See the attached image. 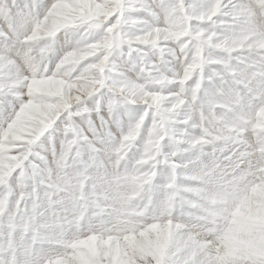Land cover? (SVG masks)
I'll use <instances>...</instances> for the list:
<instances>
[{
	"label": "rangeland",
	"instance_id": "obj_1",
	"mask_svg": "<svg viewBox=\"0 0 264 264\" xmlns=\"http://www.w3.org/2000/svg\"><path fill=\"white\" fill-rule=\"evenodd\" d=\"M250 1L252 0H0V112L15 115L12 122L10 121L11 128L5 129L7 134L13 132V136L10 138V134L0 140V143L6 141L4 150L8 151L5 153L7 159L10 158L12 161L17 159L22 149L31 151L32 146L51 137L50 132L53 133L60 123L63 127L58 128L57 132L66 131L67 136L71 138V141L68 139L69 146L78 148L84 142L91 141L90 138L93 136L95 138V141H91L95 148L93 152H97L101 146L97 136L102 135L107 118L112 114L115 115L121 108L130 106L139 113L135 122H130L124 129L123 138L121 142H116L115 148L120 153L127 171L133 176L138 164L130 160L129 153L142 130L148 125L144 141L147 148L146 156L141 163L144 162L147 168L158 166L149 175L148 184L153 183V185L146 184L142 190L136 186L135 193H132L133 189L127 188L125 199L129 205L136 208L124 203L122 210L125 212L122 213L125 220L126 211L139 212H135L131 224L129 221L126 222L131 226L129 232L125 234L121 229L118 239L114 238L113 233L119 230L116 226L117 221L112 224L108 218L109 214H106V210L102 207L104 204L102 198L106 197V193L97 196L96 191L101 185H95L92 188L95 191L91 189L93 192L88 189V184L99 180L96 172L84 173L83 179L75 175L76 182H74L71 179L73 174L67 170L64 177L68 183L71 182L70 189L55 182L45 184L41 192L32 187L29 192L26 191V196L21 198L22 201L18 198L17 211L29 210L24 204L28 201L38 203L39 194L50 199L53 195H59L62 197L59 199V204L61 201L64 204L71 203L78 211L79 226L85 222L103 219L107 220L105 230L96 228L95 231L90 232H99L98 237L92 239L90 236L92 233L88 232L85 237L80 236L77 248L75 246L69 248V245H73L72 238L68 246L66 244L67 247L63 244L51 245L46 241V234L35 227L36 221H34L28 225L26 231L21 233L19 231L17 235L14 234L15 231L12 235L7 233V236L0 232L2 252L7 239L16 240L21 259L25 264L27 260L24 259L22 247L24 244L21 243L23 245L20 246L19 241L26 232L31 234V237L42 239L46 252L40 259L42 264L47 262L49 264H230L229 258L232 262L234 250L226 253L225 247L228 238L233 234L234 227L237 226V220L233 222L232 219L229 225L227 219L223 220L227 231L220 230L219 237L224 232L225 236L218 245L200 241L199 237L188 231L186 225L179 222L181 210L176 203L189 206V202L197 199L194 203H201L205 209L210 207L214 210L213 207L203 204L206 200V194H203V182L207 181L192 180L183 186L181 185L183 181L179 182L177 175L173 176L172 173L176 174L177 169L193 160L195 153L193 150L198 149L189 144L184 146L182 134L178 131L183 125L187 130L188 124H191L186 112L188 106L194 110L191 111V116L193 115L191 119L202 120L200 125L194 126L197 130L204 126L208 130L212 129L213 138L226 137V143L228 141L232 143L237 139L250 149L261 147L259 142L254 141L259 138L250 134L252 126L247 117L252 115L253 124L256 123L254 119H259V123H262V117L258 115L256 118L255 112L264 106V102L259 101L260 98L256 95L260 86L253 79L260 78L264 83V71L260 70L264 65V61L260 60L264 58V40L261 41L264 36L258 31L254 32L256 27L264 25V0H253V6L256 7L255 4L258 3L259 10L253 8ZM256 14H259L263 20L261 25L255 22ZM88 21L104 23L107 26L102 29L86 30L85 24ZM120 26L121 33L116 34ZM179 57L182 58V62ZM216 79L221 82L214 83ZM232 79L236 80L239 88L243 86L240 95L238 90L234 89L235 86H232ZM229 83L231 90H228ZM252 85L255 92L249 90ZM204 86H209L212 98L218 100L217 104L211 103L208 99L207 103L203 102ZM235 90L237 94L234 93ZM244 93L247 94L243 96ZM258 103L260 105L256 109ZM202 107L204 110L201 111ZM205 110L209 111V115L218 118L214 117L213 121ZM221 118L230 122L229 127L233 132L235 129L242 133L237 134V137L234 133H227L224 129L226 125L221 123L224 122ZM237 119L242 120L240 125L234 123ZM208 120L209 123L206 125ZM259 123L255 126L259 125L258 130L264 132V124ZM6 125L4 121L2 126ZM78 128H83L82 131L86 132L82 135L81 142L76 139ZM208 136L206 140L210 139V144L220 147L219 142ZM60 139L50 143L60 147ZM7 144L14 145L13 148L10 147L11 151ZM164 144L170 150L164 148ZM202 148L205 149L203 146ZM70 149L67 147L65 152L68 160L73 155ZM165 149L167 157L159 162L158 158L162 157L160 151ZM139 154H142V151ZM59 158H55V161L57 162ZM73 161L79 159L74 156ZM207 164L209 171L214 174V192L222 196V179L216 171L211 170V159H208ZM5 165L8 169L13 166L8 163ZM83 165L85 166V163L77 162L74 168L79 170L81 166L84 167ZM56 167L62 172L61 166ZM200 168L204 175L208 173L203 166ZM155 170H158L157 174ZM18 172L20 171L15 174L18 175ZM124 173L120 171V174ZM103 176L107 178L106 174ZM9 178L13 179V177ZM254 180H258L255 171L246 180V186L242 188V190L251 188L250 201L243 207L242 217L246 223L247 217L252 214L257 220L252 222L253 225L264 220V199L256 198V188L252 187ZM134 181H137L136 177ZM3 182H6V179ZM175 183L179 184L181 191ZM186 187L196 191H189L185 189ZM156 188L159 193L166 191L171 198L173 197L174 204H169V210L172 208V219H159V216L165 212L164 206L157 209L156 203L153 208L146 204L149 195ZM184 190L188 194H184ZM64 191L70 193L62 195ZM84 192L92 193L94 198L92 200L83 198ZM140 194L143 195L142 200ZM237 195L242 196V194ZM200 196L202 197L199 200ZM78 198L80 201L77 203ZM166 198L169 201L170 198L167 196ZM158 199L156 197L151 202ZM98 201L100 204L97 205ZM87 204L92 208L88 209ZM232 209H229V212ZM262 210V215L254 216ZM41 211L39 210L38 213L46 210ZM59 213L63 214L61 216L67 222L65 217L73 213V210L65 214L61 210ZM50 215L55 214L50 212ZM214 215L218 216L219 212L214 210ZM227 216L231 215L227 214ZM141 217L144 219L142 220ZM120 226H123L122 223ZM250 227L247 225V229ZM196 231L200 232V230ZM123 237V241L127 237L132 239L125 244L119 241ZM83 239H87V242L81 247L79 243ZM245 239L243 236L236 237V245L241 244ZM190 248L196 251V258L187 257L185 252ZM188 254L191 255L190 252ZM202 256L207 260L205 261ZM242 256V252L239 251L235 256L236 261ZM37 261L33 264H37Z\"/></svg>",
	"mask_w": 264,
	"mask_h": 264
},
{
	"label": "bare ground",
	"instance_id": "obj_2",
	"mask_svg": "<svg viewBox=\"0 0 264 264\" xmlns=\"http://www.w3.org/2000/svg\"><path fill=\"white\" fill-rule=\"evenodd\" d=\"M249 3H251V6L253 8L258 9V10L260 9L258 6V3L255 4V5H257L256 7L253 6L254 5L253 0L250 1ZM255 22H256V24H260V25L263 22V20L259 17V14L255 15ZM255 31L260 32V34H262V36H264V25L256 27L254 32ZM65 37L67 39H69L67 36H65ZM263 40H264V37H263V39H261V41H263ZM260 70L264 71V65H262L260 67ZM214 77L216 78V76H214ZM254 80H256L257 85L260 86V90L256 95L258 96V98H260L259 101L264 102V83L261 82L260 78L256 79V77H255V79H253V81ZM229 81H231V79H229ZM232 81H233L232 86H235L234 89L236 88V90H238L239 95H240V92H243L241 89L243 86L241 87V85H239L241 87V88H239L238 85H236V80L232 79ZM248 84H249V82H248ZM253 88L254 87L252 85L249 90H252L253 92H255ZM228 90H231V83L228 84ZM236 90L234 93H236ZM246 94L247 93H244L243 96H245ZM241 96H242V94H241ZM202 97L204 98V99L202 98V100L205 103H207L206 101L208 99L211 103L217 104L218 100L216 101L214 99L215 97L212 98L213 95H212L211 91L209 90V86H206V87L204 86V92H203ZM226 101H228V99ZM218 103H220V102H218ZM8 105L9 104H7V106ZM259 105H260V103H258V105H256L255 108L258 109ZM247 107H248V105H247ZM135 110L136 109H132L130 106H127L125 108H121L115 115L112 114L111 116H109V118H107V120L105 121L107 128L104 126L102 129L103 130L102 135L99 134L97 136L98 139L101 141V146H100L99 150H97V152H93V149H95L93 144L91 143V141H95V138L93 136H91V138H90L91 141L89 140L88 142H84L83 144H81V146L78 145L79 146L78 148L74 147V146H72V147L69 146L68 139L70 140L71 138L67 136L66 131L65 132H59V133L57 132L58 128L62 129V127H63V126H61L62 123H60L55 128L53 133L50 132L52 134L51 137H47L46 140H41L37 145L32 146L31 151L27 152V151H25V149H22L23 151H21V153L18 154L17 159H13V161L10 158L7 159V157L5 156V153L8 151L4 150V145H5L4 142H6V141L3 140V142L0 143V232H1V234H5L6 236L8 234L12 235L13 231H15L14 234L17 235V233L19 231H20V233H21V231H26L28 228V225L30 223L36 221L35 227L41 229L43 231V233L46 234V241L49 244H51V245L60 244V246L63 244L64 247H67L66 244L63 241L59 240V238L56 236V233L54 230V225H53V220L51 219V218H54L53 217L54 215L51 216L49 211H52V210H55L56 208H58L59 212L62 210V212L65 214V213H67V211L73 210V213H71L65 217V219L68 222H70L71 221V215L77 214V213H74L75 208L72 206L71 203L69 205V204H64L63 201H61L59 204V199H60L59 195L54 196L53 193H52V195H53L52 199L46 198V197L39 194L38 195V199H39L38 203H35V201L34 202L28 201L24 204L25 208H29V210H27V211L24 210L26 212H19L16 209L17 208L16 206H18V202H17L18 198H20L19 199V201H20L22 197L26 196L25 195L26 191L29 192L32 187H35L38 191L41 192V189L45 187V184H50L51 182H55V183H58L62 187L65 186V188L68 187L70 189L71 182L68 183L64 177V173L67 170H69L70 174H73V177H71V179H73L74 182H76L75 181V175L77 177L83 179L84 173L86 174L87 172H92V173L96 172V176L99 178V180L98 181H92L90 184H88L89 185L88 189L91 191V189L95 185L96 186L101 185L98 188V190L96 191V194L98 196L99 194H105L106 193V195H105L106 197L102 198V201L104 203V204H102V207L106 210V214H109L108 218L110 219L111 223L114 224L116 221L118 223H122L123 233L127 234L129 232V228H131V226H129L126 223V222H128V219H126L127 220L126 221L124 216H123L124 213H122V211H123L122 207H123L124 203H127V201L125 199V193H127L126 190H127V188H131V189H133L132 193H135V187L136 186L138 187L139 190H142L146 184H147V186L153 185V183L148 184L149 175H151L154 172L153 170L158 167V166H156V168H155L154 166H152L150 168H147V166L145 164H143L144 162L141 163V161L146 156L147 148L144 145V141H145V136L148 132V125L145 126V128L142 130L139 139L136 141V143L134 144V146L132 147V149L129 153L130 160L133 161L134 163L138 164V166L136 168V172L133 176L131 175L130 171H127L126 165L124 164V162L120 158V153L115 148L116 142L117 141L121 142L123 135L125 133L123 131L127 127V125H129L130 122H133V123L135 122V120L137 118L136 115H137V113H139ZM200 110L201 111L204 110L203 107ZM191 111H194V110H192L188 106V108L186 109V112L188 114L187 117L190 118L191 124H188L187 130H185V128H184L185 125H183V126H181V129L180 128L178 129V131H180V133L182 134V138H183L182 142L184 143V146L189 144V146H191V147L196 146L198 149L193 150L195 152L194 153V159L189 161L188 163H186L184 165V167H182V168L179 167L180 169H177V173L176 174L172 173V175L173 176L177 175L179 182L183 181V183L181 184L183 186H185V184H188L192 180L198 181L199 179H201V180L207 181V182H203V187H204V193L203 194L204 195L206 194V200L205 201L202 200L203 204L213 207L214 210H217L219 212V215L215 216L214 210L210 207L205 209V206H203L201 203H194L197 200L196 199V200H194V202H189L188 203L189 206L183 205L185 208H190V209L194 210L193 213H194L195 217L193 218V221H191L190 219H185L183 217H180L179 222L186 225V227H188V231L190 233H192L195 237H199L200 241H204L207 243L218 245L219 243H221L222 237L225 236V232H224V234L220 235V237H219L220 230L224 229L225 231H227L225 224H223V220L227 219V225H229L230 222L232 221V219L236 218L237 226L234 227L233 234L231 237L228 238L227 243H226V247H225L226 253L228 251L234 250V252H233V256H234L233 258L234 259L232 260V264H259L257 262H261L262 264H264V220H262L261 223L258 222V223L253 225L252 222L257 221V220L252 217V214H250V217H247L246 223L242 217V209L250 201V199H249V193L250 192L249 191L251 189V188H248V189L242 190V188H244L246 186L245 182L252 175L253 171H255L256 176H258V180H254V183L252 185V187L255 186V188H256V189L254 188L256 191V198L257 199H264V132L258 130L257 127L259 125H257V127L255 126L256 124L259 123V119L258 120L254 119L256 121V123L253 124V120H252L253 118H251L252 115H248V117H247L250 120L249 123L252 126L250 134H253L257 138H259V139H254V141L259 142L261 144L260 149H250L246 144L239 142L237 139H235V141H233L232 143H229V141L226 143V141H227L226 137H223L220 139V138L214 136L215 138H213L212 132H211L212 129L208 130L207 127L203 126L199 130H197V128L194 126L196 124L200 125L202 123L201 122L202 120L200 117L199 118L201 121L198 119H194V118L191 119L193 116V115L191 116ZM195 112H198V110H195ZM206 112H207V115L213 119V121L215 120L214 117L216 119L218 118L215 115H209L208 114L209 111H206ZM202 113L206 114L205 112H202ZM255 113H256V118L258 117V115L262 117V123L260 122L259 124H261V125L264 124V106L260 107ZM236 115L239 116L238 114H236ZM14 116L10 115L9 113L4 114V112L3 113L0 112V140L6 136H9L10 134H11L9 136L10 138L13 136V134H12L13 132L12 133L10 132V134H7V131H5V129L11 128L10 123L12 122ZM210 118H209V120H210ZM221 119H223V118H221ZM209 120L206 121V125L209 123ZM4 121H6V123H7V125L5 127L2 126V123ZM257 121H258V123H257ZM110 122L112 123V125ZM241 122L242 121H240L239 119L234 121V123L237 125H240ZM221 123L223 125H226V127H224V129L227 133H231V134L234 133V134H236V137H237V134L242 133V132H237V130H235V129L233 132L232 131L233 129L231 130L230 129L231 127H229V125H230L229 121L224 120V122H221ZM109 126H111V127L109 128ZM82 130H84V129L83 128L77 129L76 139H78L79 142H81L80 140L82 138V135L84 133H86ZM202 133H204V134H202ZM208 134H209V136H208ZM206 136H208V137L214 139L215 141L219 142L220 147L216 146V144H213V145L210 144L209 143L210 139L206 140ZM61 137H64V138H61ZM92 137L94 138V140ZM59 139L61 142L60 147H56L52 143H50L53 141H57ZM9 141L13 142L14 140L9 139ZM215 141H213V142H215ZM49 143H50V145H49ZM7 146L9 148V151L12 150L10 147H12V148L14 147V145L9 146L8 144H7ZM163 146H164V148H167L166 144H164ZM202 146L205 147L206 150L204 148H202ZM67 147L71 148L70 152L73 154L71 157H69L70 160H68L65 156V152L67 150ZM167 149L170 150V148H167ZM140 151H142V154H139ZM165 154H166V149L164 151H160V155H162V157L158 158L159 162H161L164 158L167 157ZM74 156H76L77 159H79V161H73ZM191 156H193V154ZM57 157H60V158L56 162L55 158H57ZM208 159H211V165H210L211 170L216 171L222 179V191H223L222 196H220L214 192V187H215V183L213 181L214 174H213V172L209 171V166L207 164ZM67 160H68V163H67ZM47 161H50V162H47ZM61 161H63V163H61ZM77 162H83V164L85 163V166L83 165L84 167L81 166V169L77 170L74 168V165ZM121 162H122V164H121ZM5 163H8L9 165H13V166L11 167V169L10 168L8 169L6 167L7 165H5ZM170 164H171V161H170ZM19 165H21V167H18ZM56 166H61L60 171H62V172H59V170L57 169ZM202 166L204 167L205 171H208V173L206 175H204L202 173V169L200 168ZM116 167H117V169H114ZM172 167H173V165H172ZM171 170H172V168H171ZM17 171H20V172H18V175L15 174V172H17ZM23 171L25 172V174H23ZM120 171L121 172L123 171L125 173L122 175V174H120ZM144 173H145V175H144ZM155 173L157 174L158 170H155ZM105 174L107 175V178H105L103 176ZM108 175H109V178H108ZM87 176H89V175H87ZM9 177H13V179H10ZM135 177L137 178V181H134ZM154 177H155V175H154ZM4 179H6V182H3ZM175 180H176V178H175ZM110 181L112 182V184H110ZM55 183H53V184H55ZM79 183H81V182H79ZM121 183H122V186H121ZM159 183L162 184L164 182H159ZM175 185L177 186V188L180 191L182 190L181 188L178 187V185H179L178 183H175ZM78 186H80V185H78ZM83 186H84V181H83ZM163 186H164V184H163ZM176 186H174V187H176ZM158 187H159V185L157 186V188ZM225 187L231 188V192L230 193L225 192L224 191ZM157 188L155 189V191H153L149 195V199L146 200L147 201L146 204L150 205L153 208V207H155V203H156L157 207H155V208H157V209L160 206H164L165 212H164V214L159 216V219L160 220L172 219V217H171L172 216L171 215V209L172 208L169 210V204H171V203L174 204L173 203V197L171 198V195H169L168 192H166L164 190H163L164 192L159 193L158 192L159 188L158 189ZM164 188H165V186H164ZM185 189H187L189 191H193V192L196 191L195 189H189L188 187H186ZM93 191H95V190H93ZM93 191H91V192H93ZM17 193H19L18 197L16 196ZM69 193H70V191H64V193L62 195H66ZM147 193H149V191ZM183 193L188 194V192H186L185 190L183 191ZM84 194H85V196L83 198H86L87 200H92L94 198V195L92 193L84 192ZM237 194H240V195L242 194V196L238 197ZM31 195H33V194H31ZM140 195H141V200H142L143 195L142 194H140ZM166 196L170 198L169 201L166 198ZM172 196H174V195H172ZM156 197L159 199L154 201V202H151ZM201 197L202 196L198 197V199L200 200ZM186 198L188 199V197H186ZM191 200H192V198H191ZM52 202H55V203H52ZM136 202H138V201H136ZM183 202H186V201L183 200ZM98 204H100L99 201H98L97 205ZM134 204L137 206V203L134 202ZM211 204H217V205H211ZM141 205H144V203H141ZM129 206L132 208H136V207L131 206V205H129ZM87 207H88V209L92 208L91 205H88V204H87ZM146 207H141V208L144 209ZM22 208H21V211H22ZM222 209H225V211H223ZM229 209H232V211L229 212ZM37 210L38 211L39 210H42V211L46 210V211H44V212L41 211L42 213H38ZM137 211H135V212H137ZM198 211L200 213H197ZM123 212H125V211H123ZM262 212H263V210L260 213L255 214L254 216L259 217L260 215H262ZM227 214L228 215L230 214L231 216H227ZM174 215H176V213ZM212 216L217 218V222L219 225L218 227H216L212 224L211 225L208 224L210 217H212ZM144 217H141L142 220L144 219ZM200 220H201V224H202V228L204 229V232L196 231L199 229H197L195 227V223L200 221ZM213 221H216V220H213ZM247 225H249L251 227L247 229ZM132 227H133V225H132ZM217 230H218V232H217ZM88 232L92 233V234H90L91 237L94 234L96 235V237L99 236V232L93 233L90 231H86L83 234H81L80 236L85 237L84 235L87 234ZM120 232H121V229L120 230L117 229V231L113 232L115 239H118L120 237V235H119ZM214 232H217V233H214ZM43 233H41V234H43ZM242 236L245 237L246 239L241 244L236 245L235 238L236 237H242ZM123 239H124V237L121 238L119 241L125 242V244H127L130 242V240L132 238L129 239V237H127V239L124 241H123ZM19 242H20V246H22L23 245V244H21L22 242L21 241H19ZM118 244H121V243L118 242ZM21 251H23V249ZM239 251L242 252L243 256L240 259H238V261H236L237 257H235V256ZM188 252H190L191 255H189ZM188 252L187 251L185 252L187 257H193V258L197 257L195 250L190 248V249H188ZM75 254H77V253H75ZM202 258L205 261L207 260L206 258H204V256H202ZM4 261H6V260L4 259ZM42 261H43V259H42ZM79 261H80V259H79ZM189 261H190V259H189ZM25 264H28V262L25 261ZM37 264H42V262L40 260H38Z\"/></svg>",
	"mask_w": 264,
	"mask_h": 264
},
{
	"label": "trees",
	"instance_id": "obj_3",
	"mask_svg": "<svg viewBox=\"0 0 264 264\" xmlns=\"http://www.w3.org/2000/svg\"><path fill=\"white\" fill-rule=\"evenodd\" d=\"M119 15H120V13H119ZM105 26H107V25H105L104 23H100V24H98V23H93V21H88V23H86L85 24V29L87 30H90V29H93V30H95V29H102V28H104ZM118 31L116 32V34L118 33V34H120L121 33V26L117 29ZM122 40V39H121ZM157 110H159V107H157ZM163 110H165V109H163ZM160 111V110H159Z\"/></svg>",
	"mask_w": 264,
	"mask_h": 264
}]
</instances>
